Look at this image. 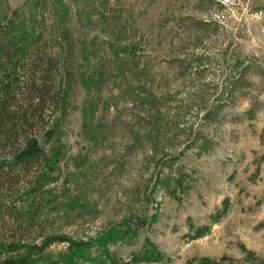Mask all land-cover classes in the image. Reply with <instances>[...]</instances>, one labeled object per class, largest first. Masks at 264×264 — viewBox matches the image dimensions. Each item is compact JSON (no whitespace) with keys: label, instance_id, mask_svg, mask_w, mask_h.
<instances>
[{"label":"rangeland","instance_id":"374dc122","mask_svg":"<svg viewBox=\"0 0 264 264\" xmlns=\"http://www.w3.org/2000/svg\"><path fill=\"white\" fill-rule=\"evenodd\" d=\"M57 1L0 0L15 37L63 2L79 39L67 122L16 198L72 240L27 264H264V0Z\"/></svg>","mask_w":264,"mask_h":264},{"label":"trees","instance_id":"16d2710c","mask_svg":"<svg viewBox=\"0 0 264 264\" xmlns=\"http://www.w3.org/2000/svg\"><path fill=\"white\" fill-rule=\"evenodd\" d=\"M61 4L58 12L49 6L57 22L47 28L42 15L40 30L30 39L15 37L0 24V264H27L30 255L52 243L72 240L62 232L47 231L45 219L23 211L24 204L16 199L18 190L35 185L45 170L48 146L65 127L72 106L79 39ZM232 91L226 95L231 97ZM162 100L166 106V97ZM156 112H163L161 104ZM175 115L183 118L181 111ZM162 116L156 117V124L166 129L175 117ZM34 196L28 193L25 200Z\"/></svg>","mask_w":264,"mask_h":264}]
</instances>
